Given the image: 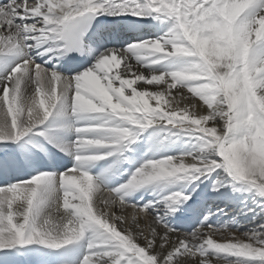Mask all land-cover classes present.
Returning <instances> with one entry per match:
<instances>
[{
  "label": "snow or ice",
  "instance_id": "6c2138e0",
  "mask_svg": "<svg viewBox=\"0 0 264 264\" xmlns=\"http://www.w3.org/2000/svg\"><path fill=\"white\" fill-rule=\"evenodd\" d=\"M0 264H264V0H0Z\"/></svg>",
  "mask_w": 264,
  "mask_h": 264
}]
</instances>
